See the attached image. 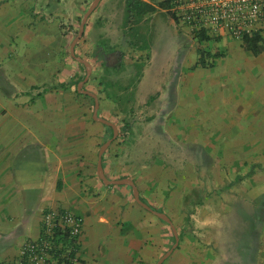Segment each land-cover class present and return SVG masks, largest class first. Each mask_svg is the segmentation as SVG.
<instances>
[{"label":"crops","instance_id":"crops-1","mask_svg":"<svg viewBox=\"0 0 264 264\" xmlns=\"http://www.w3.org/2000/svg\"><path fill=\"white\" fill-rule=\"evenodd\" d=\"M91 1L0 0V264L14 261L27 242L39 239L48 210L68 211L82 219L79 264H157L175 247V233L178 246L163 264H264V198L259 203L252 191L236 195L233 189L230 194L211 195L218 186L217 163L201 166L179 157L194 147L185 148L178 135L179 147L162 148L152 145L160 133L149 135L133 122L125 133L116 125L118 136L113 140V128L94 120L96 100L79 91L88 66L71 55L77 37L73 40L72 31L62 30L64 21L74 26L86 15L96 0ZM140 1L155 9L135 15L142 21L167 13L160 8L164 0ZM129 16L128 0H102L86 23L75 54L98 79L112 60L119 62L122 54L113 49L130 50L124 39ZM223 58L204 68L198 65L199 51L193 66L183 62L180 82L169 81L142 101L136 91V107L130 112L147 107L150 119L158 120L150 98L159 93L164 107L171 102L169 95L181 106L185 100L187 106L207 100L211 104L210 99L214 103L211 92L216 84L199 77L201 71L218 65L222 69ZM152 63L151 51L144 71ZM263 67L260 63L255 70ZM186 74H192L191 82L183 81ZM86 83L82 90L97 96L98 117L113 124L121 117L118 103ZM110 141L102 156L103 175L110 182L132 180L151 211L137 203L129 184L101 179L99 153ZM201 169L207 172L200 173ZM252 203H257L255 211ZM153 212L178 221L174 226Z\"/></svg>","mask_w":264,"mask_h":264},{"label":"rangeland","instance_id":"rangeland-1","mask_svg":"<svg viewBox=\"0 0 264 264\" xmlns=\"http://www.w3.org/2000/svg\"><path fill=\"white\" fill-rule=\"evenodd\" d=\"M136 14H133L131 21L130 17L126 19L128 22L124 29V39L128 42L130 50L122 53L113 49V53H118V56L122 54L119 62L112 60V63H109L112 66L107 67L108 70L101 76L102 79H98L97 74L92 72L87 87L118 103L121 117L114 118L113 124L124 133L127 124L134 122L137 130L146 131L152 136L160 133V138H154L152 145L159 143L162 148L179 147L180 144H176L178 135L181 145L185 148L194 147V150L188 153H179V157L193 160L201 166L207 161L217 163L215 174L218 186L211 195L230 194V189H233L236 195L252 191L254 195L259 196L257 199L260 203L264 198V67L257 71L255 67H259L260 63L264 66V56L255 57L246 51L239 41L229 39L220 41H223V46L218 45L220 42L211 41L202 43L205 47H201L185 29L170 24L168 12L157 13L148 22L140 20ZM84 15L85 12L74 26L65 21L62 23L64 33L72 31L73 40L79 35ZM118 44L124 46L123 42ZM103 45L106 48L109 46L106 42H103ZM199 49L225 54L222 69L218 65L215 69L201 71L199 77L202 81L208 80L216 84L215 90L211 92L214 103L210 99L211 104H208L207 100L206 104L187 106L185 100L184 106H181L178 105L179 99L175 100L173 95H169L171 102L164 107L161 105L159 93L152 102V107L160 114L158 120L150 119L148 114L151 111L147 107L130 112L132 106L136 107V91L142 101L148 99L159 87L167 86L169 81L171 84L180 82L183 62L193 66ZM151 51L153 63L144 71L150 61ZM176 65H179L180 70L174 71ZM90 67L89 65L87 69ZM188 68L186 66L185 71ZM191 75L186 74L183 81L191 82ZM185 85L188 89L187 84ZM189 90H192L191 86ZM177 109L180 111L176 112ZM165 111L168 112L167 115ZM126 115L131 116L125 119ZM180 133H183L184 137L183 134L179 135ZM209 149H212L210 154L207 152ZM176 156V153L173 154V157ZM199 172L207 170L201 169ZM174 173L177 174V171ZM140 187L144 192L143 181L140 182ZM252 204L255 211L257 203ZM173 220L175 226L178 220Z\"/></svg>","mask_w":264,"mask_h":264},{"label":"built area","instance_id":"built-area-1","mask_svg":"<svg viewBox=\"0 0 264 264\" xmlns=\"http://www.w3.org/2000/svg\"><path fill=\"white\" fill-rule=\"evenodd\" d=\"M170 13L177 26L185 29L193 39L197 33H205L216 39H229L243 43L246 38L259 36L264 42V0H170ZM196 40V39H195ZM58 212L44 217L47 224L43 241H29L21 250L16 261L6 264H46L52 260L51 232ZM69 213L58 219L61 229L68 227L71 237L81 241L83 222Z\"/></svg>","mask_w":264,"mask_h":264},{"label":"trees","instance_id":"trees-1","mask_svg":"<svg viewBox=\"0 0 264 264\" xmlns=\"http://www.w3.org/2000/svg\"><path fill=\"white\" fill-rule=\"evenodd\" d=\"M128 5L130 9V16H129L130 21L133 19L132 17L134 13L140 14L142 12H154L155 10L148 5L146 6L140 0H128ZM160 8L166 10L171 16V18L174 20V17L170 13V0H164V2L160 4ZM195 39L200 44L211 41H215V42L221 41V39L219 38L213 39L207 36L205 33H197L195 35ZM242 47L246 51L252 53V55H254L255 57H258L259 55L264 53V42L259 36L246 38L242 43ZM199 51H200V60L198 62V65H201L204 68L214 67L216 60L224 57V53L221 52L211 54L210 52H205L203 50H199ZM153 100L154 97L150 98V102ZM132 126H133V122L128 123L126 131L130 130ZM53 212L54 211H49V210L45 211L44 217L48 216ZM57 212L59 213L60 216L55 221V224L51 230L53 234L52 237L53 242L49 253H50V258L52 260L48 261L46 264H79L80 260L78 258V254L81 250V241H79L78 237H71L69 234L70 229L68 227L61 229V227L58 225L57 222L59 218H63L65 215H68L69 212L64 210H60ZM262 212L264 214V211ZM74 218L77 221H81L79 217L74 216ZM46 230H47V224L43 220L41 224V232L38 242L43 241L46 238ZM16 259L14 261H16Z\"/></svg>","mask_w":264,"mask_h":264},{"label":"water","instance_id":"water-1","mask_svg":"<svg viewBox=\"0 0 264 264\" xmlns=\"http://www.w3.org/2000/svg\"><path fill=\"white\" fill-rule=\"evenodd\" d=\"M102 0H96L92 6L90 7V9L88 10V12L86 13V15L84 16V19L81 23V28H80V32H79V35L77 36V38L75 39V41L73 42L72 44V47H71V55L74 59L80 61L81 63L85 64L86 66H89L87 62L83 61L82 59L78 58L75 54V46L77 44V42L83 37L84 35V32H85V27H86V23L89 19V17L92 15V13L96 10V8L98 7L99 3L101 2ZM91 73H92V70L91 68L89 69L88 71V74H87V77L84 81V83L88 82L89 80V77L91 76ZM84 83H82L80 86H79V91L81 93H84L85 95H88V96H91L93 97L95 100H96V107H95V112H94V120L95 121H98L100 123H102L103 125H106V126H109L111 128H113L114 130V137H113V140H115L118 136V128L116 127V125L104 120V119H101L98 117V100H97V96L94 95V94H91L89 92H86V91H83L82 90V86L84 85ZM112 141L106 143L103 147V149L101 150V152L99 153V161H98V170L100 172V177L101 179L107 183V184H121V183H127L129 184L132 188H133V192H134V196H135V199L137 201V203L139 205H141L142 207H144L146 210L148 211H151V208L149 206H147L140 198V193L136 187V185L134 184V182L132 180H123V181H115V182H110V181H107L106 177L103 175V166H102V156H103V153L104 151L108 148V146L110 145ZM155 215H157L159 218H161L162 220L168 222L171 224V220L164 214H161V213H157V212H153ZM175 238H176V245L175 247L170 251L168 252L157 264H163V262L171 255V253L174 251V249L178 246V243H179V237H178V234L175 233Z\"/></svg>","mask_w":264,"mask_h":264}]
</instances>
